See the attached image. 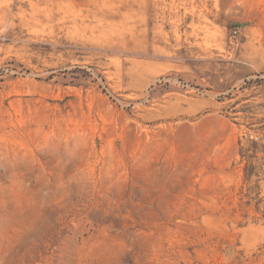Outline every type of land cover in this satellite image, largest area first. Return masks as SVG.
<instances>
[{"label":"rangeland","instance_id":"obj_1","mask_svg":"<svg viewBox=\"0 0 264 264\" xmlns=\"http://www.w3.org/2000/svg\"><path fill=\"white\" fill-rule=\"evenodd\" d=\"M0 264H264V0H0Z\"/></svg>","mask_w":264,"mask_h":264}]
</instances>
